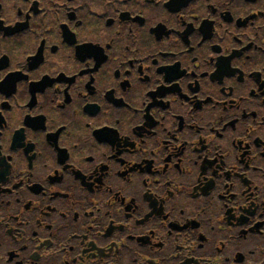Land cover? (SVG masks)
<instances>
[{
	"label": "flooded vegetation",
	"instance_id": "af4514ba",
	"mask_svg": "<svg viewBox=\"0 0 264 264\" xmlns=\"http://www.w3.org/2000/svg\"><path fill=\"white\" fill-rule=\"evenodd\" d=\"M0 264H264V0H0Z\"/></svg>",
	"mask_w": 264,
	"mask_h": 264
}]
</instances>
